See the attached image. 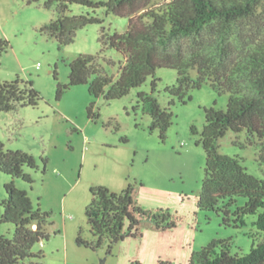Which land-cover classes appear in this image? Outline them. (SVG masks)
Wrapping results in <instances>:
<instances>
[{
	"label": "trees",
	"instance_id": "16d2710c",
	"mask_svg": "<svg viewBox=\"0 0 264 264\" xmlns=\"http://www.w3.org/2000/svg\"><path fill=\"white\" fill-rule=\"evenodd\" d=\"M54 10L56 17L37 27L41 35L57 41L63 49L75 41L77 31L89 24H102L100 50L80 53L69 62L68 82L57 84V100L70 87L87 85L93 98L110 102L120 99L149 77L151 91H139L134 108H141L151 121L148 130L158 132L165 141L173 124L171 105L186 104L191 91L209 85L217 94H228L225 108L205 107L202 130L194 124L192 134L205 150L206 162L197 207L215 211L225 226L243 227L246 218L255 215L257 232L249 252L233 253L232 238H216L194 251L189 264H264V179L251 173L241 157L219 150V139L228 131H245L248 142L259 148V161L264 163V0H23ZM72 4L86 6V13L72 14ZM129 18L126 31L111 32L96 11ZM12 49L11 41L0 36V65L4 53ZM115 49L122 55L117 75L109 74L106 66L116 61L106 52ZM166 67L177 71V82L165 87L170 100L163 107L154 94L159 78L156 71ZM42 95L31 80L16 77L0 78V113L15 112L20 107H36ZM96 102L88 106V115L96 120ZM111 125V121L108 122ZM118 128V127H116ZM123 143L128 138H121ZM46 165L47 161L42 158ZM30 169V170H27ZM40 165L31 153L7 148L0 140V171L9 177L4 183L5 196L0 226L12 223L11 236L0 233V264H18L28 258L43 264L42 250L34 246L50 238L48 225L51 212L34 204L33 187L22 188L21 180L34 182L32 172ZM46 171V167H44ZM21 179V180H20ZM22 183V184H21ZM139 184V185H138ZM21 185V186H20ZM143 182H129L120 192L104 185L91 188V201L85 209L92 235L86 240L78 234L76 241L93 250L106 247L114 255L115 247L127 238L142 237V225L168 230L178 224V215L169 209L145 208L138 200ZM31 189V190H30ZM239 198H244L239 204ZM253 235V234H251ZM129 264H143L135 260ZM158 264H172L160 259Z\"/></svg>",
	"mask_w": 264,
	"mask_h": 264
},
{
	"label": "rangeland",
	"instance_id": "374dc122",
	"mask_svg": "<svg viewBox=\"0 0 264 264\" xmlns=\"http://www.w3.org/2000/svg\"><path fill=\"white\" fill-rule=\"evenodd\" d=\"M162 1L165 0H156ZM70 9L72 14L92 10L79 4H72ZM96 13L104 19L103 25L111 32L126 31L129 18L106 14L103 8ZM55 17L54 10L35 4L27 5L23 0H0V36L8 38L12 44V49L1 57L0 78L12 80L20 77L26 81L31 80L42 95L36 107L26 106L15 112L0 113V140L8 143V137H19L15 143L34 155L40 165L39 170L31 171L34 179L32 186L21 179L20 182L28 189H42L46 174L48 176L50 172L49 167L68 155L76 160L74 166H77V175H80L83 167L80 157L86 155L91 143L95 140L112 141L116 145L113 148L117 147L114 153L123 151L126 160L130 158L127 179L144 184L140 191L142 205L148 209H169L178 215L179 221L175 228L168 230L157 229L145 222L142 225V237L125 239L115 247L114 255H108L105 246L93 250L77 243L78 234L86 240L92 239L85 210L79 211L82 224L78 234H72L69 241H66L58 230L62 213L55 208L50 211V238L43 240L42 249H39L40 243L34 246V251L42 250L44 253L42 263L129 264L138 260L143 264H158L162 259L172 264H189L194 251L216 238H232L233 253L249 252L253 236L257 237L255 233L258 231L253 225L255 215L247 216L246 225L237 228L222 224V217L215 211H202L197 207L206 155L203 145L197 144L199 136L192 134L191 127L195 124L202 130L205 107L217 105L225 108L228 94L219 95L209 85H204L190 92L192 99L188 103L177 101L171 105L174 119L165 141L161 140L157 131L151 133L148 130L151 121L149 115L141 108H134L137 93L151 91L152 77L126 96L110 102L102 97H91L84 84L66 89L61 99L57 100V84L68 82L69 62L80 53L95 54L100 50L102 24H89L78 30L75 41L59 49L55 39L37 31L38 26ZM106 55L116 61L115 65L106 66L109 74L117 75L122 55L115 49H109ZM156 77L159 80L154 94L163 107H168L170 97L165 87L177 82V71L162 67L157 69ZM92 101L96 102L95 110L99 112L96 120L88 115V106ZM110 121L111 125L108 126ZM74 124L80 128L79 133ZM123 136L128 138V142H122ZM219 145L222 153L241 157L251 173L264 179V163L258 159L259 148L248 142L245 131H228L219 139ZM42 158L46 159V165ZM134 160L136 176L130 174ZM83 170L84 174L94 173L101 178L109 171V167L101 160L99 163L93 162L90 167L84 166ZM4 177L9 176L0 171V200L5 196ZM244 201V198H239V204ZM33 202L37 206L36 198ZM2 211L0 205V216ZM14 229L12 223L2 224L0 233L11 236ZM38 261L36 258H28L18 264H35Z\"/></svg>",
	"mask_w": 264,
	"mask_h": 264
},
{
	"label": "crops",
	"instance_id": "0c3cea01",
	"mask_svg": "<svg viewBox=\"0 0 264 264\" xmlns=\"http://www.w3.org/2000/svg\"><path fill=\"white\" fill-rule=\"evenodd\" d=\"M75 130L79 133L80 128L74 124ZM81 134V133H80ZM83 138V136H82ZM4 140V139H3ZM19 137L14 139L8 137V143L6 147L11 149H21V145L15 143ZM102 143V147L100 146ZM112 141H100L95 140L91 143V146L86 155H81L80 162L83 163V167L80 175H77L76 167L74 166L76 160L72 158V155L64 156L53 163L51 168L49 167V174L44 179L43 188H39L38 191L35 188L31 190V197L37 202L43 210L52 211L57 208L62 213V221L58 227L60 234L64 235L66 241H69V237L74 234L77 235L79 228L82 224L80 221L79 211L85 210L91 201V188L96 185H104L111 190L120 192L124 190L127 184L130 182L127 179L128 175V162L130 158L126 154L123 155V151L114 153V149L117 147ZM125 152V151H124ZM126 153V152H125ZM128 155V154H127ZM104 160L106 166L109 167V171L101 178L97 174H84V166H92L93 162H100ZM134 163V164H133ZM134 168L131 169V175L136 176L135 168L136 161L132 162ZM74 167V168H73ZM36 180V177H34ZM8 179L3 178V182ZM21 186V185H20ZM22 188L26 186L22 185ZM141 188H138L137 197L143 202L140 197ZM141 203V202H140ZM142 204V203H141ZM45 245V249H46ZM39 249H42L39 246Z\"/></svg>",
	"mask_w": 264,
	"mask_h": 264
},
{
	"label": "built area",
	"instance_id": "2783aa9c",
	"mask_svg": "<svg viewBox=\"0 0 264 264\" xmlns=\"http://www.w3.org/2000/svg\"><path fill=\"white\" fill-rule=\"evenodd\" d=\"M40 246H43V240L40 242Z\"/></svg>",
	"mask_w": 264,
	"mask_h": 264
}]
</instances>
